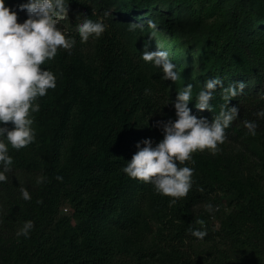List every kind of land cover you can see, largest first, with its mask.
Returning a JSON list of instances; mask_svg holds the SVG:
<instances>
[{
    "label": "trees",
    "instance_id": "1",
    "mask_svg": "<svg viewBox=\"0 0 264 264\" xmlns=\"http://www.w3.org/2000/svg\"><path fill=\"white\" fill-rule=\"evenodd\" d=\"M26 2L6 0L18 11V22L28 18L26 10L19 11ZM114 2L125 19L103 20L105 33L82 43L76 25L83 17L100 20L102 15L93 0H68L62 25L76 40L73 54L58 50L53 61L42 65L56 75L57 88L38 101L41 111L33 114L36 142L19 151L10 149L13 170L39 174L46 183L27 186L31 202L26 203L21 185L9 178L0 182V196L5 197L0 264H264V184L252 172H243L236 156L220 158L224 166L219 171L211 154L194 153L195 164H189L196 170L192 188L171 207V197L122 171L138 151V141L163 139L156 122L175 119L178 90L192 83L194 98L200 91L197 79L185 73L178 34L171 28L167 38L158 29L151 39L149 19L137 15L153 8L169 27L161 7L174 14L183 10L194 19L200 29L193 33L194 44L203 71L213 78L224 70L241 79L253 76L261 85L260 94L231 100L239 117L226 131L243 132L245 120L255 121L257 134L247 130L245 139L264 165V118L256 115L264 109V0ZM133 22L142 23L143 29L131 31ZM146 45L148 50L170 48L181 77L170 81L173 94L148 79L149 62L142 59ZM211 103L213 111L203 110L210 113L203 116L210 122L224 103L219 89ZM195 105V100L189 103L196 115ZM224 201L232 209L214 210L219 228L211 222L212 211L196 208L205 202L216 209ZM7 220L17 229L5 234ZM29 221L34 225L31 238L17 239V231ZM189 227L206 228L208 235L200 240Z\"/></svg>",
    "mask_w": 264,
    "mask_h": 264
},
{
    "label": "clouds",
    "instance_id": "2",
    "mask_svg": "<svg viewBox=\"0 0 264 264\" xmlns=\"http://www.w3.org/2000/svg\"><path fill=\"white\" fill-rule=\"evenodd\" d=\"M27 19L18 22V11L6 5V0H0V182L8 180V173L13 170L14 157L10 149L17 151L28 148L36 142L34 113L41 111L40 99L48 96L57 88L56 75L42 68L46 62H51L64 50L69 56L76 46V40L70 38L67 32L60 31L58 25L68 18V0H27L19 5V11H25ZM110 13H105L109 15ZM155 38L158 25L154 20L147 21ZM143 29L142 23L133 22L130 30ZM107 25L100 20L83 17L76 25V32L81 42L91 38H100ZM145 62H151L163 72V79L175 83L180 80L177 65L170 58L169 51L158 47L155 51L148 50L147 45L142 53ZM245 81H236L225 86L224 80L214 77L206 80L203 87L194 98V86L178 90L174 103L175 119L159 120L157 127L163 133V139L158 143L152 138L138 141L132 158L123 166L122 171L128 177L153 185L156 193L171 197L169 207L180 199L188 196L193 185L195 164L193 154L208 150L215 155L219 146L226 140V129L239 117V108L230 106L233 98L243 94ZM221 91L224 103L211 122L206 117L193 114L189 103L196 101V108L203 111H213L211 101L217 90ZM256 115L264 118V109ZM11 125V126H9ZM249 134L255 136L258 127L255 121H244ZM187 162V163H186ZM62 181V176H57ZM38 184L46 183L39 179ZM20 195L26 203L31 202L29 192L20 189ZM209 212L214 206L209 203ZM201 226L203 220L197 221ZM34 231L32 222H25L17 231V239L31 238ZM189 233L203 240L208 232L206 228L189 227Z\"/></svg>",
    "mask_w": 264,
    "mask_h": 264
},
{
    "label": "rangeland",
    "instance_id": "3",
    "mask_svg": "<svg viewBox=\"0 0 264 264\" xmlns=\"http://www.w3.org/2000/svg\"><path fill=\"white\" fill-rule=\"evenodd\" d=\"M95 5L98 7V12L102 15V20L110 23L111 20L113 21H121L124 20L125 17L123 13L120 10H117L119 7L116 6V3L114 0H93ZM115 5V6H114ZM163 9L164 13L166 14L165 18L169 21V27L163 24V21L158 19V12L155 11L153 8H150L148 12L140 11L137 13V15L141 18L151 19L154 20L157 25L158 29L161 32V34L164 35V37L170 38L171 35V28L175 31L176 35L178 34L180 38V47L184 51L183 59L185 61L186 66V72L192 76V80L195 81L196 79V86L199 88V90L203 87V84L206 80L213 78L210 76V73L207 72V70H202V64L201 61L198 59L197 54V48L194 44L195 39L193 33L195 31L200 30L198 26H195L194 19L191 18L189 15L184 13L183 10H177V13H171L167 12L165 7H161ZM105 13H110L109 15H105ZM63 22L61 21V24L58 25V29L60 31H64L65 28L62 25ZM61 25L63 27H61ZM151 39H155L154 37H151ZM161 48L169 51L170 58L173 59L172 52L170 48L164 47L160 45ZM157 48L150 47V51H155ZM191 58H190V57ZM149 64V70H148V79L153 81L162 91L164 88L170 92V94H173V88L170 85V80H164L163 72L161 69L155 67L151 62ZM200 76L201 78H198ZM204 77V78H203ZM216 77H220L224 80L225 85H230L236 81H245L246 87L244 89L243 94H260L262 89L261 85L258 83L257 79L253 76L246 77V78H240L237 75H232L231 73H228V70H224V73H221L219 75H216ZM240 95V96H241ZM196 115L198 117L201 116H207L210 113L207 111H201V110H195ZM156 112L154 111L151 113L148 120L151 119L152 116H154ZM210 116V115H209ZM208 119V118H207ZM243 132L240 131H226V140L225 142L219 146L220 151H218L215 155L211 154L208 150H205L204 152L209 153L212 155V160H215V164L219 167V171L223 169L224 164L218 163L219 159L221 158L223 161L226 159V157L233 156L237 157L238 161L242 167V171L244 172H252L253 175H256V177H259L262 179V182L260 185L264 184V165L260 162L259 159H257L253 153V151L250 148V145L248 141L246 140V134L248 129H242ZM246 137V139H245ZM222 161V162H223ZM9 180L13 183H17L21 185V188L27 190V186H36L37 181L41 179V176L39 174H31L29 172H26L24 170H12L8 174ZM3 193L0 188V194ZM222 194V192H220ZM5 197L0 196V207L4 205ZM208 203H201L196 206V208L204 209ZM207 208V207H206ZM224 209L226 211H231L232 206L228 203V201H224L223 207L218 205L216 209ZM214 210L212 211L213 215L211 217V222L215 223L214 225L219 228L220 223L218 222V214L214 213ZM67 209H64L63 212H66ZM8 225H6V228H4V233H11L17 229V226L15 223H11L9 220H7ZM6 223V221H5Z\"/></svg>",
    "mask_w": 264,
    "mask_h": 264
}]
</instances>
